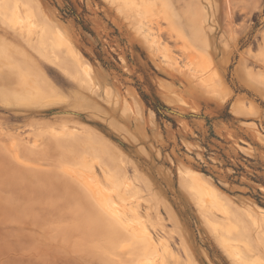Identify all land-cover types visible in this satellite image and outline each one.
<instances>
[{
    "label": "rangeland",
    "instance_id": "1",
    "mask_svg": "<svg viewBox=\"0 0 264 264\" xmlns=\"http://www.w3.org/2000/svg\"><path fill=\"white\" fill-rule=\"evenodd\" d=\"M0 264H264V0H0Z\"/></svg>",
    "mask_w": 264,
    "mask_h": 264
},
{
    "label": "bare ground",
    "instance_id": "2",
    "mask_svg": "<svg viewBox=\"0 0 264 264\" xmlns=\"http://www.w3.org/2000/svg\"><path fill=\"white\" fill-rule=\"evenodd\" d=\"M97 182V181H96ZM88 184V183H87ZM93 184V183H92ZM89 185V184H88ZM95 185V184H94ZM99 185V184H98ZM98 185H95V187L96 186H98ZM97 189V188H96ZM92 192V191H91ZM99 192L101 193V191L99 190ZM93 194V193H92ZM102 195V194H101ZM101 195H100V197H101ZM105 197V196H104ZM103 199V198H102ZM102 199L100 198L99 199V196H98V198H97V201H98V204H101V201H102ZM105 201V200H104ZM104 201H102V203L104 202ZM96 204V203H95ZM98 204H96V205H98ZM103 205H104V203H103ZM103 205L101 204L100 206H102L103 207ZM106 205V204H105ZM93 206H91V209H94V208H92ZM104 208H105V206H104ZM103 208V209H104ZM96 210V209H95ZM95 210H93V211H95ZM101 210V209H100ZM109 211H110V209H108ZM101 211H103V210H101ZM98 212V210L95 212V213H97ZM116 217V216H115ZM117 218H119V217H117ZM120 221V220H119ZM124 223V222H123ZM122 223V224H123ZM129 228V227H128ZM133 230V229H132ZM134 231V230H133ZM134 244V243H133ZM146 245V244H145Z\"/></svg>",
    "mask_w": 264,
    "mask_h": 264
},
{
    "label": "flooded vegetation",
    "instance_id": "3",
    "mask_svg": "<svg viewBox=\"0 0 264 264\" xmlns=\"http://www.w3.org/2000/svg\"><path fill=\"white\" fill-rule=\"evenodd\" d=\"M255 16V22L259 19V15H254Z\"/></svg>",
    "mask_w": 264,
    "mask_h": 264
}]
</instances>
